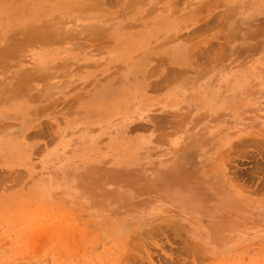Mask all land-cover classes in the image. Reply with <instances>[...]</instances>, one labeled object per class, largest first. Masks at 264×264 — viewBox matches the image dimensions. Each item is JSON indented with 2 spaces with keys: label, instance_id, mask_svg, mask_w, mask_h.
Instances as JSON below:
<instances>
[{
  "label": "rangeland",
  "instance_id": "1",
  "mask_svg": "<svg viewBox=\"0 0 264 264\" xmlns=\"http://www.w3.org/2000/svg\"><path fill=\"white\" fill-rule=\"evenodd\" d=\"M0 264H264V0H0Z\"/></svg>",
  "mask_w": 264,
  "mask_h": 264
}]
</instances>
